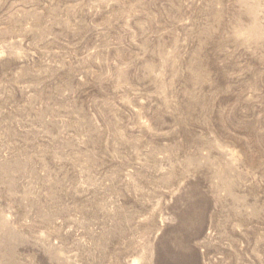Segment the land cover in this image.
<instances>
[{
	"label": "rangeland",
	"instance_id": "rangeland-1",
	"mask_svg": "<svg viewBox=\"0 0 264 264\" xmlns=\"http://www.w3.org/2000/svg\"><path fill=\"white\" fill-rule=\"evenodd\" d=\"M0 264H264V0H0Z\"/></svg>",
	"mask_w": 264,
	"mask_h": 264
}]
</instances>
